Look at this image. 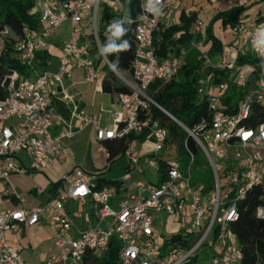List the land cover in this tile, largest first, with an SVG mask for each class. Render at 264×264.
<instances>
[{
    "label": "built area",
    "instance_id": "1",
    "mask_svg": "<svg viewBox=\"0 0 264 264\" xmlns=\"http://www.w3.org/2000/svg\"><path fill=\"white\" fill-rule=\"evenodd\" d=\"M237 7H245L250 0H231ZM102 2L119 14L123 0H36L37 27L24 25L17 36L6 28L0 33L3 43L13 36L12 46L19 61L31 69L28 76L17 69L9 70L3 80L0 94V264H28L20 251L10 244L7 232L24 227L46 224L52 233L57 254H50L44 264H85L87 254L102 256L107 252L112 237L117 239L118 264H184L208 247L207 264H238L242 258L229 224L237 220L241 203L249 190L264 186L261 161L264 160V117L254 125L247 124L255 106L264 113V46H257V32L264 29V6L258 10L252 23H238L234 30L242 44L259 60L256 81L248 88L249 75L242 73L238 56L216 67L226 70L225 77L214 83L212 75L197 87L199 98L205 102L208 118L193 130L188 129L172 114L162 108L148 93L155 81L166 82L174 77L184 62V54L160 56L157 51L163 41L161 29L171 23L177 0H140V14L134 30L135 48L130 70L116 68L106 58L99 40V19ZM69 22V35L64 40L57 63L51 60L49 40ZM46 52L40 65L38 52ZM229 53V50H228ZM227 53V54H228ZM202 66H211L207 55ZM106 64L127 88L117 92L120 110L114 114V124L104 127L100 115L91 116L78 110L76 97L63 82L73 69H82L84 81L95 82L101 66ZM239 73V74H238ZM238 74V75H237ZM231 87L240 92L232 111H227L223 98ZM57 101L73 106L70 118H76L81 129L92 124L95 140L103 150L107 140H125L126 154L138 171L142 156L129 141V136L148 134L152 148L146 152L147 164L159 174L160 163L165 164L164 176L155 183H141L138 195L122 197L114 208V188L103 183L97 174L76 167L61 175V186L46 201L27 204L10 182L12 174H30L54 165L72 156L64 138L72 137L71 123L55 109ZM151 105L179 124L195 141L213 175L209 189L205 184L191 185V165L196 153L187 140L182 143L188 156L187 173L179 164V138H173L167 126L152 116ZM10 121V122H9ZM62 129L55 132L57 124ZM257 150L262 159H256ZM29 157L26 165L17 154ZM163 153V156L159 153ZM157 163V164H156ZM128 171L124 178H129ZM221 172V174H220ZM5 197L18 201L14 208H3ZM70 202L78 203L70 210ZM161 213L177 216L182 232H191L187 246L172 247L165 255L163 237L155 228ZM255 215L264 218V193L255 209ZM105 222L106 226H101Z\"/></svg>",
    "mask_w": 264,
    "mask_h": 264
},
{
    "label": "trees",
    "instance_id": "2",
    "mask_svg": "<svg viewBox=\"0 0 264 264\" xmlns=\"http://www.w3.org/2000/svg\"><path fill=\"white\" fill-rule=\"evenodd\" d=\"M35 5L36 0H0V33L7 28L10 34L17 36L21 33L24 25H28L31 28L37 27V12L33 11ZM245 7H232L226 11L218 12L213 17L212 22L220 20L223 26L233 28L237 25L239 15L244 11ZM100 14L102 23L98 29L99 40L106 58L116 68L130 70L134 56V30L136 19L140 14V0H123V9L119 14L114 13L107 3L102 2ZM195 19V12H190L189 14L181 12L180 24L171 25L163 31V41L157 53L165 56L167 46L175 42L171 39V36L176 32H182L176 40L177 42L185 43L189 41L194 36L189 30ZM117 27L121 29L119 35L115 34ZM209 37L212 40V48L219 50L221 47L220 41L212 34H209ZM13 39V36L7 35L3 43L0 40V94L4 93L1 83L9 70L17 69L26 76L31 72L30 68L17 59L12 46ZM211 53L212 51H209V54ZM37 56L40 58V65H44L47 58L46 52H38ZM202 59V53L194 48L189 52L174 77L166 82L158 80L150 85L151 91L149 95L190 130H193L203 119L208 118L206 104L197 94L198 85L202 80H206L209 75L213 76L212 81L214 83L221 81L226 75L225 69L208 65L202 66ZM244 59H247L256 73L259 68L258 58L250 53L238 56L239 64ZM101 71V86L104 92L116 94L117 92L127 91V88L106 64L103 65ZM239 96L240 92L234 87L229 89L223 98V103L228 106V112L232 111ZM151 111L154 118H160L163 123H166L173 138H179V145H182V142L186 139L191 150L195 153L198 152L199 149L195 141L179 124L155 106L151 105ZM263 117L264 113L259 107L255 106L247 124L254 125L258 119H263ZM137 137L130 135L129 141ZM126 147L127 143L123 139L117 141L107 140L108 162L112 163L119 154H124ZM205 166L209 175L208 182L204 184L205 189H209L213 183V175L206 158ZM164 169L165 164L160 163L159 181L164 176ZM117 182V180L109 181L111 185ZM60 186L61 180L55 183L51 182L48 192L54 194ZM263 193L264 186H256L249 190L245 199L239 203L240 214L237 220L229 224V231L235 236L242 252V258L238 264H264V218L255 215V209L260 203ZM191 239V232H172L164 236L163 248L167 245H171L173 248L187 246ZM118 249L117 239L112 237L107 252L102 256L87 254L85 256V264H118ZM207 262H202L199 259V253H197L184 264H207Z\"/></svg>",
    "mask_w": 264,
    "mask_h": 264
},
{
    "label": "crops",
    "instance_id": "3",
    "mask_svg": "<svg viewBox=\"0 0 264 264\" xmlns=\"http://www.w3.org/2000/svg\"><path fill=\"white\" fill-rule=\"evenodd\" d=\"M261 6H264V0H250L248 5L245 7L244 11L239 15L238 23H252L256 20L258 10ZM232 7H237L231 0H177L176 8L174 15L171 18V23L161 29V32L174 24H180V14L184 12L189 14L190 12L196 13V19L193 22L189 32L194 36L185 43L177 42L176 40L179 38L182 32H176L171 36V39L174 44H169L166 48L165 56H173V55H183L184 61L188 56L189 52L192 49H197L202 53V56L205 54L208 56L210 61V56L212 53H220V58L218 61L213 62L210 67H216L220 62L225 61L228 62L233 56H242L249 54L251 51L249 49L248 43L242 44L241 37L235 32L234 27L231 28L229 26H223L220 20H216L212 22L213 17L221 11H226ZM251 16V17H250ZM245 20V21H244ZM219 25L218 29L220 34L213 33V27L215 25ZM225 27L230 28L231 32H226L223 30ZM222 28V30H220ZM209 30V31H208ZM209 32V33H208ZM209 34H212L216 37L220 43L221 47L219 50L212 48V40L209 37ZM222 34V35H221ZM68 35H61L60 31L53 36L50 42V56L51 60L54 64L57 63V57L60 54L61 46L68 38ZM229 50V53H228ZM209 51H212L209 54ZM228 53V54H227ZM162 56V55H160ZM211 63V61H210ZM104 65V64H103ZM101 66V69L103 67ZM252 67V66H251ZM100 69V77L97 81L87 83L84 81V72L82 69H73L71 77L69 79L64 80L63 86L67 88V90L74 94L76 97V102L78 105V110L83 111L87 115L98 116L100 115L101 125L104 127H110L114 124L113 118L114 114L120 110L119 103L116 98L115 93H106L102 90L101 80L102 74ZM156 83L153 82L152 84ZM151 84V85H152ZM150 87L148 93L150 94ZM73 106L71 104H65L62 101H57L54 105V109L64 117L68 123H71L72 129L74 131V135L72 137H65L64 142L69 146L72 156H68L64 159L59 160L54 165L48 166L43 170L36 171L30 174H12L10 176V182L17 190V185L14 183L15 178H19L20 176H27L29 178H34V184L28 188L26 194H20L25 198V202L27 204H39L46 201L51 195L48 192V188L51 182L55 183L61 179V175L64 172H70L72 169L76 167H80L85 169L89 173H94L99 176L100 179L103 180L108 186L113 187L114 198L112 200V205L114 208L117 207L118 200L122 197H127L130 195H138L140 192L137 183L141 182L140 179H133V165L130 163L128 155L126 152L124 154H119L116 159L109 163L107 160L108 152L106 149V141L102 143L104 149H99V143L95 140L94 137V128L92 124H86L81 129L79 128L80 122L76 118H70V114ZM163 125L166 126V123H163L160 118H158ZM62 124H57L54 127L55 132H59L62 129ZM112 141H117L112 140ZM132 145L138 148L140 153L142 154L140 161H146L147 156H144L146 152H149L152 148L151 139L148 134L138 135L137 138H134L132 141ZM145 143H149L151 145L150 148H146L144 146ZM95 147V152L101 154L105 161L102 163H96L91 158V149ZM163 156V153L161 154ZM17 158L21 160L24 164L29 163V157L24 152H20L17 154ZM117 159L123 160V165L121 167L122 171L119 173L110 174L109 171L113 165V163ZM138 162V166H139ZM106 163V164H105ZM107 163L109 165L107 166ZM119 163V162H118ZM150 167V166H149ZM124 168V171H123ZM106 170V171H104ZM129 178H124L125 174L130 171ZM54 174L55 177L51 179L49 174ZM13 178V180H12ZM118 181L117 183L111 185L109 181ZM159 180V174L156 172V181ZM154 182V183H155ZM4 189V184L0 183V193ZM18 205V201L12 197H5L1 206L3 208H14ZM78 203L70 202L69 209L76 210ZM168 216L165 213H161ZM158 216V218L161 216ZM171 217V216H170ZM158 218L155 222V228L158 224ZM177 222L176 231H181V225L179 224V218L176 216L173 220ZM162 224V222H160ZM174 224V223H173ZM172 227V225H171ZM27 232V234H26ZM164 238V236H162ZM7 239L11 245L16 247L20 253L23 248H37L41 245H46V243H50L52 248H55L52 239V233L46 224H41L40 226L33 227H24L20 225L17 231H9L7 232ZM41 256V260L44 262V259L53 254V250L47 249L45 252H39ZM25 260V259H24ZM28 262L27 260H25ZM29 264V263H28Z\"/></svg>",
    "mask_w": 264,
    "mask_h": 264
},
{
    "label": "rangeland",
    "instance_id": "4",
    "mask_svg": "<svg viewBox=\"0 0 264 264\" xmlns=\"http://www.w3.org/2000/svg\"><path fill=\"white\" fill-rule=\"evenodd\" d=\"M101 23H102V18L100 16L99 24H101ZM218 26L219 25L216 24L213 27V33L220 34ZM220 30H222V28H220ZM223 30H225L227 33L231 32L230 28H228V27H225ZM68 33H69V22L66 21L60 26V34L61 35H67ZM250 54L252 56H254L252 51L250 52ZM173 56H178V55H173ZM219 58H220V53H212L210 56L211 64H213V62H215V61H218ZM240 63H241L240 65L242 66V73L246 74L247 76L249 75L250 83H249L248 88H252L254 85L253 83L256 81V74L251 72L252 67H251V64L247 61V59L242 60ZM175 140H178V138H176ZM144 146L146 148L151 147V145L149 143H145ZM179 146H180L179 147L180 151L178 152L179 158H180L179 164H180L181 170L184 173H187L188 156L185 153L183 146L182 145H179ZM252 153L256 159H262L263 160V158L259 156L257 150L252 151ZM91 154H92L91 158L94 162L102 163L105 161V158H103V156L101 154H98L95 152L94 146L91 149ZM159 154H162V152ZM122 162H123L122 159H117L113 163L109 173L114 174V173H119L120 171H122V169H121V167L123 165ZM108 165H109V163H107V166ZM261 167L263 170L262 180H263V184H264V160L261 161ZM191 168H192L191 169V177H192L191 185L193 188H197L200 184L208 182L209 173H208V170L205 166L204 154L200 149L196 153V162L191 165ZM139 169L140 170H138V172H133V179H140L144 184L154 183L156 181V169L153 167H149L147 164V161H140L139 162ZM104 171H106V170H104ZM123 171H124V168H123ZM220 174H221V172H220ZM49 177L51 179H53L55 177V175L51 173V174H49ZM12 180H13V178H12ZM13 181L15 184H18L17 190L21 195L26 194V191L28 190V188H30L35 182L34 178H29L27 176H20L18 179L15 178ZM115 195H117L116 192H115ZM175 217L176 216L170 217V216H166L164 214H161V216L158 218V224L156 227L157 233L161 236H166L172 232H176L175 229H178L177 228L178 225H177V222L173 221ZM160 222H162V224H160ZM171 225H172V227H171ZM101 226L105 227L106 223L103 222ZM178 230H180V229H178ZM26 234H27V232H26ZM47 249L53 250L54 254L58 253L56 248H52V245L50 243H46V245H41V246H39L37 248H33V249L23 248L21 250V255L25 260L28 261L29 264H44V262L41 260V256H40L39 252H45V251H47ZM171 251H172V246L167 245L164 248L163 252L165 255H167V254L171 253ZM207 251H209L208 247L202 246L200 248L199 259L202 262H206V261L209 262L210 257L207 256V254H206Z\"/></svg>",
    "mask_w": 264,
    "mask_h": 264
},
{
    "label": "clouds",
    "instance_id": "5",
    "mask_svg": "<svg viewBox=\"0 0 264 264\" xmlns=\"http://www.w3.org/2000/svg\"><path fill=\"white\" fill-rule=\"evenodd\" d=\"M121 33V29L117 27L115 29V34L119 35ZM258 39L256 40L257 46H264V29H260L257 32Z\"/></svg>",
    "mask_w": 264,
    "mask_h": 264
},
{
    "label": "water",
    "instance_id": "6",
    "mask_svg": "<svg viewBox=\"0 0 264 264\" xmlns=\"http://www.w3.org/2000/svg\"><path fill=\"white\" fill-rule=\"evenodd\" d=\"M168 112V111H167Z\"/></svg>",
    "mask_w": 264,
    "mask_h": 264
}]
</instances>
